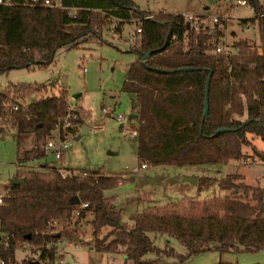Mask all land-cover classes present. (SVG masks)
Listing matches in <instances>:
<instances>
[{"label":"trees","instance_id":"16d2710c","mask_svg":"<svg viewBox=\"0 0 264 264\" xmlns=\"http://www.w3.org/2000/svg\"><path fill=\"white\" fill-rule=\"evenodd\" d=\"M62 1L79 7L78 11L0 5V72L46 66L60 48L76 47L90 38L107 41L106 29L121 33L126 22L135 21L136 37L130 51L137 59L129 67L123 89L136 95L133 110L138 119L140 167L143 163H228L243 157L247 145H252L253 154L264 163V150L253 144L254 136L264 139V2L248 0L255 16L242 19L243 24L258 22L261 43L240 38L233 44L235 50L218 53L210 43L225 37V20L217 21L212 33L210 26L194 27L183 13L141 9L135 0ZM147 52L151 54L144 60ZM209 76V110L204 114ZM44 91L47 87L43 84H11L0 90V132L16 130L15 177L25 179L9 181L0 203L3 264H20L16 250L24 241L40 248L41 256L49 260L45 264H55L56 242L78 236V229L56 226L74 216L78 224L87 215L93 246L121 251L133 264H164V256H176L182 262L209 249L264 248V187L246 182L243 173L224 176L219 186L226 193L214 195L215 199L197 205L192 198L184 210L132 213V223L125 224L123 209L116 206L114 197L106 195L107 189L125 179L122 176L91 170L67 173L48 163L25 167V162L47 154L46 141L69 107L65 89L52 95H44ZM32 93L36 97L27 100ZM15 103L18 109L13 108ZM82 119L74 126H62L61 136L77 134ZM219 128L227 130L217 132ZM198 176L199 191L211 185L209 175ZM82 202L88 205L79 208ZM152 233L178 238L187 252L157 246ZM48 242L52 246H46ZM148 252L156 257H146Z\"/></svg>","mask_w":264,"mask_h":264},{"label":"rangeland","instance_id":"374dc122","mask_svg":"<svg viewBox=\"0 0 264 264\" xmlns=\"http://www.w3.org/2000/svg\"><path fill=\"white\" fill-rule=\"evenodd\" d=\"M135 1L141 9L157 13H192L205 19L206 23H212L210 16H221V20H225L222 26L229 49L235 50L233 44L240 38L261 43L259 24L244 25L242 22L243 18L254 15L250 3L243 4L240 0ZM136 27L135 21H128L121 33L106 29L104 38L107 41L90 38L76 47H62L54 61L46 66L33 65L0 72V90L8 89L11 84H43L47 87L44 95L59 94L65 89L68 100L82 112L79 132L67 136L70 144L62 156L58 157L51 148L45 156L25 162V167L38 168L48 163L67 173L91 170L122 176L125 179L107 189L106 195L114 197L116 206L123 209L122 221L125 224L132 223V213L156 209L184 210L193 201L200 205L213 199L214 195L225 194L219 182L228 173H243L246 182L264 187V163L253 154L252 145L244 146L246 154L240 159L223 164L140 167L138 137L128 131L138 128V119L133 115L136 95L123 89L129 67L137 59V54L130 51ZM34 97L36 93L29 95L27 100ZM95 126L102 129L95 130ZM16 137L13 128L0 132V188L4 190L18 171ZM26 142L29 144L31 139ZM253 144L264 150L261 137L254 136ZM191 174L209 175L212 183L199 191L198 183L184 179ZM89 219L90 215H87L76 224L77 217L74 216L67 223L56 226V229L65 225L71 230L78 229V236L63 237L56 242L55 264H133L121 251L97 250L93 246ZM152 236L159 247L168 245L180 253L187 252V247L176 237L164 233H152ZM16 256L20 264L31 260L38 261V264L49 261L41 256L40 248L29 241L19 245ZM146 257L154 258L156 254L148 252ZM221 261L264 264V248L256 251L209 249L182 262L176 256L163 257L164 264H217Z\"/></svg>","mask_w":264,"mask_h":264},{"label":"built area","instance_id":"2783aa9c","mask_svg":"<svg viewBox=\"0 0 264 264\" xmlns=\"http://www.w3.org/2000/svg\"><path fill=\"white\" fill-rule=\"evenodd\" d=\"M241 3L243 4H248V0H240ZM0 5H4V6H24V7H52V8H65V9H69L70 12L72 13H76L79 9V7L77 6H67L63 3L62 0H0ZM251 8L253 9V7L251 6ZM254 10V9H253ZM184 16L186 17V19H188L191 24L194 27H199L200 25L202 26H210V32L214 33V25H212V23H216L217 21L221 20V16L218 15H214V16H210V20L212 21L209 23H206L207 21H205V19H202V17L200 16H196L192 13H183ZM138 30L140 31L141 28H138ZM211 47L215 52L218 53H225V52H229V46L226 42L225 37H222L220 39H212L211 40ZM145 60V59H144ZM14 109H18L19 108V104L15 103L13 105ZM82 117V112L81 109L79 107L74 106L70 101H69V107L68 110L66 112V114L59 120L58 124H57V129L55 130V132L47 139L46 141V149H51L52 151L58 156H62L64 150L68 147V145L70 144V141L67 140L68 138H63L61 136V131L60 129L62 128V126L64 128L67 127H71L74 126L77 122V120H79V118ZM120 118V116H119ZM94 129H102V127L100 126H95ZM128 131H130L133 135H137L138 134V129H133L130 130L128 129ZM142 167L145 168L147 167V165L145 163L142 164ZM4 195H5V190L0 188V203H3V199H4ZM88 203L87 202H82L80 207H85L87 206ZM79 213V210L75 211V214L77 215ZM46 246H50V242H48L46 244ZM0 262L4 263V261L0 258Z\"/></svg>","mask_w":264,"mask_h":264},{"label":"water","instance_id":"95a60500","mask_svg":"<svg viewBox=\"0 0 264 264\" xmlns=\"http://www.w3.org/2000/svg\"><path fill=\"white\" fill-rule=\"evenodd\" d=\"M150 54H151V52H147L144 59H146ZM181 69H189V67H182ZM210 79H211V76H209L208 80H207L204 114H207L208 110H209ZM79 95H80V93L77 94V96H79ZM133 115H137V113H133ZM225 130H227V128H219L217 130V132H221V131H225ZM77 138H80V135H78ZM198 178H199V176L197 174H191V175L185 176L184 179L197 184ZM24 180H25L24 177H14L10 180V182L11 183H19V182H23ZM77 201L80 202L79 197H77ZM28 236H30V235H28ZM31 264H38V261H32Z\"/></svg>","mask_w":264,"mask_h":264},{"label":"crops","instance_id":"0c3cea01","mask_svg":"<svg viewBox=\"0 0 264 264\" xmlns=\"http://www.w3.org/2000/svg\"><path fill=\"white\" fill-rule=\"evenodd\" d=\"M254 11V10H253ZM253 16H255V12H254V15ZM253 16H251V17H253ZM251 17H246V18H251ZM255 23H258L257 21H248V22H246V23H244V25H250V24H254L255 25ZM15 177V176H14ZM13 177V178H14ZM1 183V182H0ZM124 255L126 256V254L124 253Z\"/></svg>","mask_w":264,"mask_h":264}]
</instances>
